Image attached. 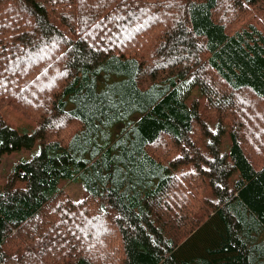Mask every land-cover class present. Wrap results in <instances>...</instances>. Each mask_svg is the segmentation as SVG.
<instances>
[{
	"label": "trees",
	"instance_id": "obj_1",
	"mask_svg": "<svg viewBox=\"0 0 264 264\" xmlns=\"http://www.w3.org/2000/svg\"><path fill=\"white\" fill-rule=\"evenodd\" d=\"M3 105L0 264H264V0H0Z\"/></svg>",
	"mask_w": 264,
	"mask_h": 264
},
{
	"label": "rangeland",
	"instance_id": "obj_2",
	"mask_svg": "<svg viewBox=\"0 0 264 264\" xmlns=\"http://www.w3.org/2000/svg\"><path fill=\"white\" fill-rule=\"evenodd\" d=\"M18 10V9H17ZM0 119L3 124L10 129L17 130L20 133H31L34 127L33 121L23 115L21 112L13 109L10 106H0ZM211 129H215L217 121L209 119L207 121ZM1 125V123H0ZM230 137L228 132L222 134L220 144V154L228 153L230 149ZM40 153L39 142L27 149H20L11 153L4 154L0 157V191L8 177L9 173L13 170L18 162L28 161ZM230 164V163H229ZM238 176L237 172H233V177ZM59 188L66 192L71 198L77 199L82 193V186L80 182L70 179H62L58 184Z\"/></svg>",
	"mask_w": 264,
	"mask_h": 264
}]
</instances>
